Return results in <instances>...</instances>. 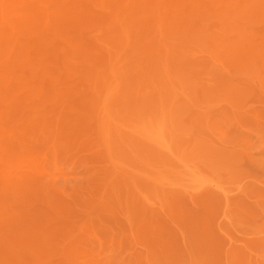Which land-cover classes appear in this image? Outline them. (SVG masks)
<instances>
[{
	"label": "rangeland",
	"instance_id": "374dc122",
	"mask_svg": "<svg viewBox=\"0 0 264 264\" xmlns=\"http://www.w3.org/2000/svg\"><path fill=\"white\" fill-rule=\"evenodd\" d=\"M21 1L0 264H264V0Z\"/></svg>",
	"mask_w": 264,
	"mask_h": 264
},
{
	"label": "bare ground",
	"instance_id": "6f19581e",
	"mask_svg": "<svg viewBox=\"0 0 264 264\" xmlns=\"http://www.w3.org/2000/svg\"><path fill=\"white\" fill-rule=\"evenodd\" d=\"M20 1H21V0H20ZM24 1H25V0H24ZM24 1H23V2H24ZM28 1H29V0H28ZM39 1H40V0H39ZM42 1H43V0H42ZM212 1H213V0H211V2H212ZM216 1H217V0H216ZM224 1H225V0H224ZM33 2H34V1H33ZM127 2H128V1H127ZM211 2H210V3H211ZM214 2H215V0H214ZM222 2H223V0H222ZM229 2H230V1H229ZM233 2L235 3V0H234V1L232 0V3H233ZM236 2H240V3H241L240 0H236ZM21 3H22V1L20 2V5L23 4V3H22V4H21ZM29 3H31V2H29ZM29 3H28V5H29ZM217 3H218V2H216V4H217ZM219 3H220V2H219ZM3 4H4V3H3ZM5 4H6V3H5ZM39 4H40V3L38 2V7L40 6ZM41 4H42V3H41ZM211 4H212V3H211ZM211 4H210V5H211ZM213 4H214V3H213ZM213 4H212V7L214 8ZM221 4H222V3H220V5H221ZM243 4H244V3H243ZM243 4H241L242 7H243ZM250 4H253V3L251 2ZM220 5H218V6L220 7ZM225 5H226V3H225ZM225 5H223V4L221 5V6H222V9H223V6H225ZM253 5H254V4H253ZM256 5H257V4H256ZM256 5H255V6H256ZM260 5H262V4H260ZM22 6L24 7V4H23ZM25 6H26V4H25ZM41 6L44 7L43 4H42ZM255 6L252 7V8H255ZM2 7H3V6H2ZM23 7H21V8L23 9ZM27 7H28V6H27ZM42 7H39V8H42ZM129 7H130V6H129ZM219 7H218V8H219ZM225 7H226V9H227V7H228V9H230L229 6H227V5H226ZM239 7H240V6H238V8H239ZM247 7H248V5H247ZM256 7H257V6H256ZM3 8H4V7H3ZM72 8H73V7H72ZM28 9H29V8H28ZM35 9H36V8H35ZM219 9H220V8H219ZM224 9H225V8H224ZM228 9H227V11H228ZM232 9H233V8H232ZM232 9H230V10H232ZM239 9L242 11L241 7H240ZM244 9L246 10L245 7H244ZM248 9H249V7H248ZM24 10H26V9L24 8ZM78 10H79V9H78ZM215 10H216V9H215ZM234 10L237 11L238 9L235 7ZM254 10H255V9H254ZM222 11H223V10H222ZM249 11H250V9H249ZM262 11H264V8H262ZM80 12H81V10H80ZM217 12H218V11H217ZM224 12H225V11H224ZM229 12H230V11H229ZM229 12H227V13H229ZM231 12H232V11H231ZM244 12H245V11H244ZM250 12H251V11H250ZM256 12L258 13V11H256ZM235 13H238V12H235ZM246 13H247V11H246ZM254 13H255V12H254ZM254 13H252V15H254ZM257 13H256V15H257ZM36 14H37V13H36ZM73 14H75V13H73ZM73 14H72V15H73ZM78 14H79V13H78ZM161 14H162V13H161ZM223 14H224V13H222V15H223ZM232 14H234V13H232ZM240 14H242V13H238L239 16H240ZM247 14H248V13H247ZM258 14H259V13H258ZM3 15H4V13H3ZM7 15H8V14H7ZM83 15H84V14H83ZM225 15H227V14H225ZM235 15H236V14H234V16H235ZM242 15H243V14H242ZM252 15H251V16H252ZM256 15H254V16H256ZM261 15H262V14H261ZM5 16H6V15H5ZM5 16H4V17H5ZM88 16H89V15H88ZM218 16H219V15H218ZM220 16H221V15H220ZM220 16H219V17H220ZM234 16H233V17H234ZM236 16H237V15H236ZM239 16H238V17H239ZM247 16H248V15H247ZM6 17H7V16H6ZM8 18H9V17H8ZM70 18H71V17H70ZM89 18H90V17H89ZM229 18H230V16L228 17V19H229ZM242 18H243V16H242ZM246 19H247V17H246ZM6 20H7V18H6ZM233 20H234V19H233ZM236 20L238 21V18H237ZM2 21H3V23H5V19H2ZM10 21H11V20H9V23H10ZM27 21H28V20H27ZM29 21L31 22V20H29ZM29 21H28V22H29ZM77 21H78V20H77ZM219 21H220V20H219ZM228 21H229V20H228ZM228 21H226V22H228ZM239 21H242V19L239 20ZM30 22H29V23H30ZM214 22H215V21H214ZM232 22H233V21H232ZM234 22H236V21H234ZM7 23H8V22H7ZM72 23H73V22H72ZM77 23H79V22H77ZM195 23H196V22H195ZM30 24H31V26H32V25H33V21H32V23H30ZM51 24H52V23H51ZM59 24H60V23H59ZM62 24H63V22H62ZM189 24H190V23H189ZM230 24H231V23H230ZM3 25H4V24H3ZM9 25H10V24H8V26H9ZM83 25H84V24H83ZM83 25H82V26H83ZM57 26H58V24H57ZM227 26H228V30H229V32H230V29H231L232 27H231V25H230V29H229V25H227ZM227 26H225L226 29H227ZM239 26H240V24H239ZM58 27H59V29L62 28V29H60V31L63 30V29L65 28L64 26H62V27L58 26ZM58 27H57V28H58ZM234 27H235V26H234ZM234 27H233V28H234ZM236 27H237V26H236ZM3 28H4V27H3ZM3 28H2V29H3ZM5 28H6V27H5ZM7 28L10 30L9 27H7ZM233 28H232V29H233ZM237 28H238V27H237ZM32 29H33V28H32ZM59 29H58V31H59ZM238 29H239V28H238ZM238 29H237V30H238ZM240 30H241V29H240ZM66 31H67V30H66ZM234 31H235V30H234ZM61 32H62V31H61ZM226 32H227V31L225 30V33H226ZM229 32H228V34H229ZM232 32H233V30H232ZM57 33H58V32H57ZM67 33L69 34V32H67ZM233 33H234V32H233ZM233 33H232V34H233ZM223 34H224V33H223ZM237 34H239V33H234V35H236V36H237ZM56 35H57V34H56ZM72 35H73V34H72ZM226 36H227V34H226ZM232 36H233V35H232ZM236 36H235V39H236ZM229 37H230V36H229ZM239 37H240V36H239ZM239 37H238V38H239ZM3 38H4V37H3ZM226 38H227V37H225V39H226ZM230 38H231V37H230ZM241 38H242V37H241ZM6 39H7V38H6ZM170 39H171V38H170ZM225 39H224V40H225ZM243 39H244V38H243ZM248 39H249V38H248ZM14 40H15V39L13 38V39L10 40V41L14 42ZM239 40H242V39H239ZM246 40H247V39H246ZM258 40H259V39H258ZM258 40H256V41H258ZM260 40L262 41V39H260ZM233 41H234V40H233ZM235 41H236V40H235ZM242 41H243V40H242ZM242 41H241V44H244V45H245L246 42H245V43H244V42L242 43ZM250 41H251V40H250ZM254 41H255V40H254ZM258 42H259V41H258ZM10 43H11V42H10ZM15 43H17L16 40H15ZM232 43H233V42H232ZM248 43H249V42H248ZM252 43H253V41H252ZM261 43H262V42H261ZM233 44H234V43H233ZM259 44H260V43H259ZM26 45H27V48H26V49L23 48L24 51L27 50V49L29 48V46H28L29 44L26 43ZM228 45H229V44H228ZM236 45H237V44H235V46H236ZM252 45H254V44H251V46H252ZM261 45H262V44H261ZM13 46H14V45H13ZM223 46H224V45H223ZM232 46H233V45H232ZM235 46H234V47H235ZM255 46H257V42H256V45H255ZM25 47H26V46H25ZM236 47H237V46H236ZM238 47H239V45H238ZM253 47H254V46H253ZM257 47L264 49V46H262V47H261V46H257ZM6 48H7V47H6ZM229 48H230V47H229ZM242 48H244V47H242ZM251 48H252V47H251ZM57 49H58V47H57ZM148 49H149V48H148ZM224 49H225V48H224ZM246 49H247V48H246ZM253 49L256 50L257 48L255 47V48H253ZM12 50H13V49H12ZM55 50H56V49H55ZM158 50H159V49H158ZM255 50H254V52L252 51V53H256ZM257 50H259L260 52H262V50H260V49H257ZM257 50H256V51H257ZM24 51H23V54H24ZM56 51H57V50H56ZM229 51H230V50H229ZM231 51H232V50H231ZM235 51H237V50H235ZM259 51H258V52H259ZM6 52H7V51H6ZM247 52H248V51H247ZM258 52H257V53H258ZM25 53H26V52H25ZM158 53H159V52H158ZM229 53H230V52H229ZM244 53H246V52L244 51ZM244 53H243V54H244ZM248 53H249V52H248ZM143 54H144V53H143ZM243 54H242V55H243ZM249 54H250V53H249ZM259 54H260V53H259ZM2 55H3V54H2ZM2 55H1V56H2ZM261 55H262V54H261ZM56 57H57V56H56ZM246 57H247V56H246ZM255 57H256V56H255ZM107 58H108V57H107ZM229 58H230V57H229ZM231 58H232V57H231ZM250 58H252V57L250 56ZM253 58H254V56H253ZM253 58H252V59H253ZM141 59H142V58H141ZM234 59H236V58H234ZM109 60H110V59H109ZM112 60H114V59H112ZM243 60H244V59H243ZM5 61H6V60H5ZM10 61H11V63H13V62H12V59H8V62H9V63H10ZM24 61H25V60H24ZM27 61H28V60H27ZM27 61H25V62L27 63ZM233 61H234V60H233ZM238 61H239V60H238ZM247 61H250V59H249V60L247 59ZM247 61H246V63H247ZM11 63H10V64H11ZM14 63H16V62H14ZM14 63L11 64L10 67H11V66H14V65H15ZM238 63H240V62H238ZM0 64H1V60H0ZM23 64H25V63H23ZM237 65H238V64H235V66H237ZM243 66H244V65H243ZM240 67H241V66H240ZM71 69H72V68H71ZM233 69H234V68H233ZM238 69H239V68H238ZM24 72H25V70H24ZM114 75H116V74H114ZM228 82H229V81H228ZM45 84H46V83H45ZM29 108H30V106H29ZM103 109H104V108H103ZM105 109H106V108H105ZM47 113H48V112H47ZM48 123H49V122H48ZM57 123H58V122H57ZM0 128H1V127H0ZM39 134H40V133H39ZM44 140H45V139H44Z\"/></svg>",
	"mask_w": 264,
	"mask_h": 264
}]
</instances>
